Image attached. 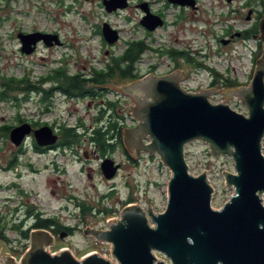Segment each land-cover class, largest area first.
<instances>
[{
  "label": "rangeland",
  "instance_id": "rangeland-1",
  "mask_svg": "<svg viewBox=\"0 0 264 264\" xmlns=\"http://www.w3.org/2000/svg\"><path fill=\"white\" fill-rule=\"evenodd\" d=\"M131 1L129 8L122 9L115 14L111 12V14L102 6V0H0V94L4 89L7 90V83L14 81H9L11 78L30 79L38 82L40 75L60 67L69 73L88 74L85 75L87 79L95 69L103 68L107 63L112 62V56L121 54L123 51L124 43L110 49V46L102 43L100 35L97 33V25H102L103 22L114 25L123 30L124 38L128 37L130 30L133 29L138 30L135 33L141 36L143 30L138 25L143 10L136 6L141 0ZM147 1L151 2L154 10H162L167 19V26L149 37V41L156 44L159 41L166 42L173 38L170 44L177 47L191 45L194 48H199L209 45L213 49L220 48L222 56L213 62L217 66L218 72L239 81L240 83H237L239 85H247L251 81L257 60L262 57L264 51V42L261 40L259 26L263 17L264 0H233L231 2L200 0V8L196 11L184 10L171 5L166 8L165 0ZM250 9L254 12L251 14L250 20H247ZM238 10L239 12H237ZM259 11H261L260 14H258ZM240 12L243 14L242 16ZM207 18H211L213 22L212 32L208 31L209 25L205 24L208 21ZM220 19L223 21L218 23ZM254 24L255 26L252 28ZM227 27H232V31L247 32V35L239 37L234 43L217 46L213 37L223 35ZM32 30L58 34L61 43H63L52 46L39 43L37 50L33 53L24 54L21 52L22 43L17 34ZM170 34L171 37H169ZM141 66L143 69H147L148 62ZM200 72L199 76H196V70L191 73L195 80L191 82L193 86L200 84L196 78L201 79L203 84L211 79V73L203 68ZM106 83H111L109 85L111 87L120 88L123 87L122 85H126L127 81H121L119 77H112ZM51 84L50 81L45 86ZM14 88L9 92V95L13 96L12 98H0V126H17L21 124L19 123L20 118L27 120L32 116L36 120L49 123L64 122L65 120L70 125H74L78 118L90 122L95 116H98L101 104H103L101 95L70 99L57 93L53 99L52 111L43 114L39 113L40 107L35 101L40 100L38 93L27 96L26 92L18 89L16 82ZM226 89V87L219 89L210 101L214 104L221 100L226 101L225 94H223ZM226 94L229 93L226 92ZM105 98L108 102L118 103L120 101L117 108H120L122 114L127 113V100L124 97L120 98L115 90L108 92ZM227 103L234 110L248 115L247 107L241 103L238 96L234 95ZM125 122L132 124L133 118L128 114ZM0 136L5 139L10 136V132L6 135L0 134ZM84 148L92 153L89 157L85 156ZM185 154L189 169L193 174L200 175L207 172L208 179L215 190L212 206L216 209L222 207L235 193L234 187L230 189L227 186L224 176L226 171L236 172L234 159L225 154L216 159L210 153L209 146L203 141L189 143L186 146ZM95 155L90 144L83 143L81 157L84 164L82 166L86 169L83 167L80 169L81 165L74 164L70 156L67 158L59 154L57 157L53 154L45 156L44 162L57 159L61 166L68 165L67 173L56 174L57 172L50 168V170H45L43 176L38 177L39 179L32 180L26 176L21 181L28 190L24 194L21 191L0 189V212H4L7 207L19 206L22 212L26 208H31L32 213L43 212L45 216H50V219L57 218V222L63 225L76 227V232L71 238H59L56 247L54 245L55 248L48 250L52 254L58 253L61 247H69L77 258L88 253L98 252L116 262L112 259V244L99 243L93 236L84 234V229L93 226L109 228L110 221L120 219V212L126 206L122 204V201L129 197L134 200V204L141 205L146 211L152 207L156 214L163 212L168 202V184L172 172L156 154L153 156H147V154L142 157L138 165H134L132 162H128L129 159L122 149L118 148L114 155L125 165L113 181L102 175L99 170V157ZM4 179H6L5 176L0 178L2 181ZM113 187H115L116 193L111 196L109 193ZM31 189L32 192L29 191ZM53 190L56 192L53 193ZM65 194L76 197L79 199L78 202L90 203L86 206L90 207L95 215H80L81 209L78 206L82 204L68 203ZM262 198L264 200V194ZM9 200H13L12 204L9 203ZM106 208H113L115 211L110 215L99 213ZM148 218L150 223L155 226L149 214ZM34 219L31 218L24 228L30 227ZM10 223L18 222L10 220ZM5 234L12 239L9 242L11 245L7 253L20 260L29 242H25L18 233V228L13 229L11 225L6 227ZM2 241L4 239L0 238V246ZM2 251L4 252V250ZM5 259V257H1L0 264H4Z\"/></svg>",
  "mask_w": 264,
  "mask_h": 264
},
{
  "label": "water",
  "instance_id": "water-1",
  "mask_svg": "<svg viewBox=\"0 0 264 264\" xmlns=\"http://www.w3.org/2000/svg\"><path fill=\"white\" fill-rule=\"evenodd\" d=\"M104 4L112 12L125 8L128 1L105 0ZM142 23L155 29L164 22L147 13ZM259 26L264 42V11ZM103 35L111 44L118 39L117 31L107 22ZM19 38L25 54L33 53L41 41L46 46L61 44L58 34L42 31L20 33ZM177 74L159 79L146 76L129 86H113L130 95L132 105L127 110L138 121L122 130L125 148L134 153V159L142 153L158 155L172 172L166 209L156 214L152 207L146 211L141 205L128 204L120 219L110 221L106 230L84 229V234L99 243L112 244L116 262L98 252L81 258L70 249L52 254L48 249L54 246V235L38 228L30 232V246L21 259L3 255L4 264H264V51L250 83L225 94V103H212V91L187 92ZM234 95L247 107L248 115L227 103ZM31 132L32 126L24 122L11 129L10 137L20 145ZM34 134L42 145L58 139L49 125ZM196 141L205 142L216 159L225 154L235 162L236 172H224L227 186L234 187L235 193L218 209L212 206L215 190L207 172L195 175L189 169L186 146ZM102 166L107 178L119 169L113 159Z\"/></svg>",
  "mask_w": 264,
  "mask_h": 264
},
{
  "label": "flooded vegetation",
  "instance_id": "flooded-vegetation-1",
  "mask_svg": "<svg viewBox=\"0 0 264 264\" xmlns=\"http://www.w3.org/2000/svg\"><path fill=\"white\" fill-rule=\"evenodd\" d=\"M105 0H102L101 4L105 8V10L108 13L109 12L106 9V6L104 4ZM128 5L125 8H118L117 10L112 11L113 14L119 13L122 9L129 8L131 6V0H127ZM167 5L165 6L168 8L170 5L174 7H181L182 9H192L196 11L197 9L200 8V0H194V4H186V5H181L177 3H173L170 0H165ZM229 2L233 0H227ZM264 5V4H263ZM139 8L143 10L142 17L139 21V28L143 30V33L141 36L136 35L137 31L136 29L130 30L129 36L125 37L122 36V31L120 28L115 27L114 25H110L112 29L116 30L118 33V39L114 43H108L103 35V22L102 25L98 24L97 25V33L100 35L101 41L103 44L110 46V49L113 47L120 45L122 42L124 43V48L121 54L112 56L113 60L112 62L107 63L103 68L95 69L93 73H90L89 77L87 78L88 83L92 86H95V93L103 94V97H101L103 104L107 99L105 98L106 95H108V92L114 91L115 88H109V85L111 83H103V84H97L93 83L90 81L91 77H94L96 72H100L101 75H106L109 73L111 68L114 66L116 63V60H119L125 67L132 69V75L130 77L124 79L123 81H127L126 85L122 86H129L137 81H139L142 78H145L146 76H154V78L159 79L161 77L173 74L178 72L177 79L180 80V85L181 87L186 90L187 92H192L196 93L202 90H207V91H212L214 94H217L219 89L226 87V91H223V94L230 93L233 91L235 88H238L239 85L237 83H240L239 81L234 80L233 78L229 76H225L218 72L217 66L213 64L215 60H219L220 57L222 56V50L220 48L218 49H213L212 46H200L199 48H194L191 45L188 46H183V47H177L173 44H170L173 41V38H170L164 41H159V43H154L153 41H149L148 38L152 37L157 33V31L161 28H165L167 26V19L165 18L164 12L162 10H154L151 2L147 0H141L137 3ZM239 12V10L237 11ZM254 11L252 9L249 10L248 15H247V20H250L252 17L251 14ZM261 11H259L258 14H260ZM111 13V14H112ZM147 13H151L154 15L159 16L163 20V25L155 28V29H149L146 27L143 23L142 20L144 17L147 15ZM241 16L243 15L240 12ZM208 21L205 24L209 25L208 31L212 32V24L213 22L211 21V18H207ZM223 20H219L218 23H221ZM258 21V18L256 22ZM255 22V23H256ZM224 23V22H223ZM255 24L253 25L252 28H254ZM232 27L225 30V33L223 35H215L213 38L215 39V42L218 45H228L231 43H234L239 37H243L244 35H247V32H240L238 30L232 31ZM252 30V29H251ZM251 30L249 33H251ZM37 30H32V31H24L25 33L33 32ZM136 32V33H135ZM23 32H19L17 36L19 37V34ZM47 33V32H46ZM171 37V34L169 35ZM168 42V43H167ZM40 44L44 42L41 41L39 42ZM38 43V44H39ZM63 43V42H62ZM61 43V44H62ZM141 46L142 49L139 51L136 47ZM22 47V46H21ZM38 47V46H37ZM37 50V49H36ZM112 51V50H111ZM21 52L24 53L21 49ZM112 53V52H111ZM114 53V52H113ZM112 53V54H113ZM25 54V53H24ZM200 57V58H199ZM122 58V60H121ZM148 62V67L147 69L142 68V64ZM206 70L208 73H211V79L206 83L203 84L202 80H198L196 78V81H198L200 84L199 86H193L191 82H194V78L192 77L191 73L196 70V76H199L201 74L200 70L201 69ZM33 72V71H32ZM200 73V74H199ZM31 74V73H30ZM66 75L69 76H79L81 78H86L85 73L77 74V73H69L66 72L64 69L58 67L52 70L49 73L42 74L38 77V82L31 81L30 79H27V84L29 88V92L27 93V96L29 94L32 95L34 93H38L40 100H35L39 107V113H48L51 112L53 109V99L55 98V95L57 93L63 95L66 98L74 99V97L69 96L67 93L63 92V89L61 87V81L62 79L65 78ZM132 76V77H131ZM116 77V76H115ZM14 80V84L16 79ZM52 82L50 86H45L49 82ZM122 81V80H121ZM17 84V83H16ZM15 89V88H14ZM47 91H52V95L48 98H45L44 95L46 94ZM120 98H125L127 100V107L132 105L131 102V97L129 94H123L119 92L118 90H115ZM133 93V92H132ZM105 95V96H104ZM140 96L143 98L145 96V93H140ZM13 96L11 95V98ZM93 101L92 99H90ZM120 104V101H118ZM101 104V106L103 105ZM127 113L133 118L131 113ZM127 113L124 112L125 114V120H126V115ZM34 115V114H33ZM95 116L92 121L88 122L85 121L82 118H78L75 122L74 125H70L69 123L65 122H44L42 120H36L35 118H30V119H21L19 123H24L28 122L32 126V132L25 137L23 142L18 145L16 144L11 137H6L5 139L0 136V178L3 176L6 177L4 181L0 180V189L1 190H15V191H21L23 194L28 191L22 184V179H24L26 176L30 177L32 180L39 179L38 177L43 176V173L45 170H50V168H53L57 173L56 174H66L68 171V165L64 164V166H61L59 162H57V159H51L50 161L44 162L43 158L47 155L57 154L63 156L64 158H67V156H70L72 161H74V164H79L80 169L83 167L82 165L84 164L83 159L81 157V150H82V145L83 143H89L90 147L92 148V151L94 154H96V157H99V170L101 171L102 175L109 180L115 181V179L118 177V173L124 168L125 163L121 162L118 160V158L115 157L114 153L117 151L118 148H121L125 156L129 159L128 162H132L134 165H138L139 162L141 161L142 157L146 156V153H142L139 157V159H134L133 155L134 153L129 152L124 145H118L117 149L112 152H100V149L96 144H93L91 140V135H92V130L96 129V127H100L102 124H109V121H104L103 122H98L96 120ZM138 123L137 120L133 118V123L132 124H127V122L124 121L123 123V128L126 126H135ZM43 125H49L53 128L54 132L58 135V139L55 143L49 144V145H42L38 142V140L35 137L34 131L38 129L39 127ZM62 126H70L82 130L79 131L78 133L81 135L79 136L78 140H74L72 143H65L61 141V135H60V130ZM2 129V126H0V131ZM123 139V136H122ZM5 140V141H4ZM85 150V156L89 157L91 152L88 151L87 148H84ZM150 156V155H147ZM107 159H113L115 161V165H119V169L117 171V174L112 177V178H107L104 171H103V162ZM22 160V161H21ZM83 169H86L83 167ZM47 182L49 183L50 180L48 179ZM114 186V185H113ZM32 192L33 190H29ZM56 191L53 190V193ZM116 193L115 187L112 188L111 192L109 195L113 196ZM67 199V202L72 204H90L87 203L86 201H81L78 202L79 199H77L74 196H69L67 194L64 195ZM130 198V197H129ZM128 198V199H129ZM1 199V198H0ZM128 199L125 201H122V204L128 205V204H134L135 202H128ZM8 201V200H7ZM13 200H9V203L12 204ZM23 205V204H22ZM80 208V205L78 206ZM89 208V207H88ZM81 209V208H80ZM90 209V208H89ZM102 210L101 208H99ZM113 209V208H112ZM5 212V213H4ZM4 212H0V238L4 241L1 242L0 246V259L3 257L4 254L9 255L7 253V250L10 249V245L12 241L11 238H9L6 234V227L8 225H11L13 229L18 228V233H20V236L25 242H29V245L27 249L30 246V232L32 230L42 228V227H34V224L32 223L30 227L24 228V225L31 219H47L51 220L53 222H57V218L50 219V216H45L43 212H35L32 213L31 208H26L23 212L19 206L11 207V208H6ZM100 214L102 212H99ZM95 215V213L91 210L88 211L86 210L85 214L83 212V209H81L80 215ZM34 219V220H35ZM17 221L18 223L12 224L10 223ZM33 220V221H34ZM94 227V226H93ZM59 226L53 224L51 225L50 228H43L49 230L53 235H54V245L56 247L57 241L59 238H71L74 233L76 232V227H70L66 226L65 228H60L58 229ZM98 228V227H94ZM108 227L104 228H98V229H103L106 230ZM28 231V237H25V232ZM84 233V231H83ZM53 245L49 247L48 250H51L55 248ZM26 249V251H27ZM59 249H69V247H61ZM4 250V252L2 251Z\"/></svg>",
  "mask_w": 264,
  "mask_h": 264
},
{
  "label": "trees",
  "instance_id": "trees-1",
  "mask_svg": "<svg viewBox=\"0 0 264 264\" xmlns=\"http://www.w3.org/2000/svg\"><path fill=\"white\" fill-rule=\"evenodd\" d=\"M251 34V33H250ZM139 51L142 49L141 46L136 47ZM122 60V58H121ZM116 63L111 68L108 74L101 75L100 72H96L97 75L94 77H91L90 81H92L94 84H103L107 82V80H110L112 77H119L120 80H124L130 75H132V69L125 67L119 60L115 61ZM132 77V76H131ZM14 78H11L9 81H11ZM17 87L21 91H24L26 93L29 92L28 84L26 79H18L16 80ZM14 81L7 83L8 87L7 90L4 89L1 94V99H6L7 97H11L9 95V92L11 89L14 88ZM61 87L63 89V92L67 93L69 96L74 98H83V97H93L101 95L103 97V94L95 93V86L92 87V85L88 84V80L86 78H81L79 76H69L66 75L64 79L61 81ZM52 95V91H47L44 95L45 98H48ZM27 98V97H25ZM17 100V98H14ZM106 103V104H105ZM104 105L100 107V113L96 117V120L98 122H103L104 118L106 119L104 121H109V124H102L100 127H96V129L92 130V137L91 140L93 144H96L98 148L100 149V152L106 153V152H112L117 149L118 145L123 146V139H122V130H123V123L125 121V114L121 113L120 108L118 109V103L117 102H108L105 101ZM111 114V115H110ZM21 119H19L20 121ZM13 125H4L2 126V129L0 131V134H8L10 130L13 128ZM81 131L80 129H78ZM77 128L70 127V126H62L60 130L61 135V141L65 143H72L74 140H78L79 136H81L78 133ZM80 140V139H79ZM134 201L131 197L128 199V202ZM80 208L83 209V212L85 214L86 210L91 211V208L89 209L86 204L80 205ZM115 210L112 208H106L102 211L105 215L113 214ZM86 216V215H84ZM34 227H42V228H50L51 225L55 224L59 226L60 228H65L66 225H63L59 222H53L51 220L47 219H35ZM2 231H0L1 234ZM25 237H28V231L25 232Z\"/></svg>",
  "mask_w": 264,
  "mask_h": 264
},
{
  "label": "built area",
  "instance_id": "built-area-1",
  "mask_svg": "<svg viewBox=\"0 0 264 264\" xmlns=\"http://www.w3.org/2000/svg\"><path fill=\"white\" fill-rule=\"evenodd\" d=\"M221 102H225V100H221L219 103H221ZM263 143H264V141H263Z\"/></svg>",
  "mask_w": 264,
  "mask_h": 264
}]
</instances>
